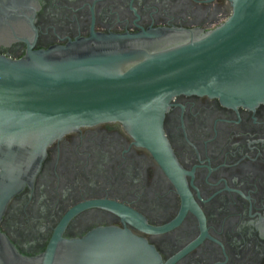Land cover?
<instances>
[{
	"label": "water",
	"instance_id": "water-1",
	"mask_svg": "<svg viewBox=\"0 0 264 264\" xmlns=\"http://www.w3.org/2000/svg\"><path fill=\"white\" fill-rule=\"evenodd\" d=\"M42 2L0 0V47L11 49L21 41L27 43L20 58L0 55V264H173L204 237L222 245L227 261L223 244L205 229V217L184 174L192 175L193 181L195 166L208 165H195L189 171L177 161L165 134V118L169 110L181 106L185 127V106L172 104L182 94L208 95L235 109L264 103V0H230L229 18L204 31L200 27L211 8L196 30L151 27L135 33L93 32L94 4L92 10L89 7V36L65 45L32 49L37 34L32 19ZM104 122L122 123L135 143L153 152L181 194L178 214L165 224L152 225L140 212L113 200L81 202L55 228L43 252L25 255L1 229L10 202L26 188L33 190L48 148L55 141L83 126ZM259 141L264 142L253 140L249 147ZM224 180V189L250 198L229 188ZM194 187L203 201L212 197L204 200ZM90 207L111 210L153 233L179 224L189 207L199 217L201 234L166 263L147 240L128 229L105 226L82 238L65 237L69 221ZM259 216L256 224L253 219L247 224L256 225L264 238V217Z\"/></svg>",
	"mask_w": 264,
	"mask_h": 264
},
{
	"label": "flooded vegetation",
	"instance_id": "flooded-vegetation-1",
	"mask_svg": "<svg viewBox=\"0 0 264 264\" xmlns=\"http://www.w3.org/2000/svg\"><path fill=\"white\" fill-rule=\"evenodd\" d=\"M95 1L43 0L32 19L37 34L30 48L46 49L89 36L94 4L93 32L102 33L173 26L196 30L211 8L200 27L204 31L211 25L219 26L232 13L230 0ZM26 46L21 41L11 49L0 47V55L20 58ZM175 103L185 106V127L182 107L175 106L166 114L165 134L177 161L189 171L195 165L210 167L211 163L209 176L208 166H195L193 181L192 175L184 174L189 192L205 217L207 233L223 244L228 259L220 243L204 237L173 264H264V238L253 225L259 221V213L264 217V142L250 143L253 148L248 144L264 140V103L254 108L237 106L239 123L227 121L239 120L235 107L215 97L182 94L174 98ZM134 141L120 122L83 126L55 141L48 148L33 190L26 188L10 202L2 231L22 253L34 256L45 250L55 228L81 202L113 200L140 212L152 225L173 220L180 209L181 194L153 152ZM224 163L227 165H221ZM222 178L229 188L250 195V200L238 191L224 189ZM191 181L204 200L212 197L203 201ZM250 202L251 215L259 212L254 216L250 215ZM252 219L253 224H247ZM105 226L128 229L144 238L164 263L201 234L199 217L189 207L179 224L156 233L139 229L111 210L90 207L69 221L63 235L82 238Z\"/></svg>",
	"mask_w": 264,
	"mask_h": 264
}]
</instances>
